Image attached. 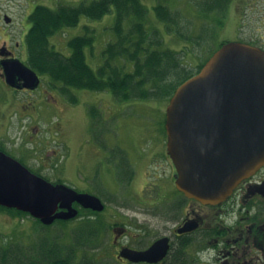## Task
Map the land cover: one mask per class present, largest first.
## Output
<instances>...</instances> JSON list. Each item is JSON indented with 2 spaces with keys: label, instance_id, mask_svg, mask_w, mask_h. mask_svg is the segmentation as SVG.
Here are the masks:
<instances>
[{
  "label": "rangeland",
  "instance_id": "rangeland-1",
  "mask_svg": "<svg viewBox=\"0 0 264 264\" xmlns=\"http://www.w3.org/2000/svg\"><path fill=\"white\" fill-rule=\"evenodd\" d=\"M81 1L83 0H0V31L1 27L4 28L11 22H8L6 17H11L14 24L9 29L16 38H22V60L28 64L25 37L31 27L29 15L35 6L43 4L57 8L62 3L77 5ZM142 1L149 9L148 31H158L157 36L164 41V47L180 52L182 64L192 73H196L198 67L205 63L223 42L242 40L264 47V0H229L227 5H222L221 11L207 8L210 0ZM222 3L225 4V0H222ZM157 4L167 5L172 10L177 16L175 24L168 27L166 22L158 18L154 10ZM212 5L217 6V3L213 4L212 1ZM115 16V11H112L98 20L82 17L78 26L66 28L53 36L51 42L57 50L70 55L68 40L84 34L85 25L91 26L95 29V41L93 47L86 48V58L89 65L96 70L105 61L104 51L108 42L115 39L112 29ZM40 80V87L35 90L38 92L36 96L29 92L22 93V99H38L36 104L39 107L34 108V103H29V99L19 108L22 116L34 117L33 123L27 124L25 128L26 148H23L22 153V162L25 165L37 172L40 169L45 173L41 174L51 182L62 181L81 192H89L99 197L119 196L121 192L117 177L111 170L104 168L103 163L98 165L97 179L93 181L91 178L92 167L99 157L90 154L87 148L97 137H101L107 147L125 155L133 173L139 171L141 176L145 174L143 169L134 164V160L147 156L149 143L158 138H166L163 125L169 97L121 101L110 97V91L101 93L72 88V93L78 99L73 103L58 87H53L47 75H41ZM0 87H6L1 80ZM41 87L53 91V96L50 93L43 94V101H40ZM3 90H7L2 89V94H5ZM1 101L0 139L5 132L2 122H9L11 114V109L5 107ZM10 123H13L12 119ZM17 131L14 130L12 134L16 135ZM12 134L9 132L2 141L8 148L15 142ZM38 135L48 140L43 145V153L39 155L33 149V142L37 141ZM90 135L93 136L92 140ZM34 138L36 140L32 141ZM48 153L57 154L54 163L58 165L52 170H43L39 168V158L40 155L42 157ZM82 225V221L75 220L68 224L55 222L51 226H44L28 214L0 209V243L5 246L9 244L14 249L20 248L22 254L37 257L51 255L56 250L65 253L73 250L78 239L83 241ZM17 251L19 252L18 249Z\"/></svg>",
  "mask_w": 264,
  "mask_h": 264
},
{
  "label": "flooded vegetation",
  "instance_id": "flooded-vegetation-1",
  "mask_svg": "<svg viewBox=\"0 0 264 264\" xmlns=\"http://www.w3.org/2000/svg\"><path fill=\"white\" fill-rule=\"evenodd\" d=\"M6 18L11 22L0 31V80L6 86L0 87V101L3 99L1 103L11 109V114L9 122H2L5 132L0 139V150L22 162L25 128L33 123L34 117L22 116L19 108L29 99L34 108L39 107L38 99H22V93L36 96L40 84L32 89L26 87L22 76L12 68L16 60L22 61L24 43L9 29L14 24L12 18ZM7 67L14 71L11 81ZM2 89L7 90H3L5 94ZM41 90L40 101L43 94L53 96V91L42 87ZM14 130H18L16 135L12 134ZM9 132L15 142L8 148L2 141ZM43 137L38 135L37 141L32 140L38 155L48 142ZM92 137L89 136L90 140ZM103 140L97 137L87 148L90 154L99 157L92 167L91 178L97 179L98 165L103 163L104 168L116 175L121 194L116 197L93 194L102 200V210L74 203L78 216L64 223L82 221L83 241L78 239L73 252L56 250L44 257L22 254L20 248L12 255L11 245L0 243V264H10L11 255L16 260L13 264H264V165L243 179L226 200L204 204L178 189L177 170L168 153L167 137L149 143L147 156L134 160L145 171L143 176L139 171L133 173L125 155L107 147ZM52 160L49 153L40 157L39 168L50 166ZM160 239H167L168 245L160 261H135L126 255L129 250L145 251Z\"/></svg>",
  "mask_w": 264,
  "mask_h": 264
},
{
  "label": "water",
  "instance_id": "water-1",
  "mask_svg": "<svg viewBox=\"0 0 264 264\" xmlns=\"http://www.w3.org/2000/svg\"><path fill=\"white\" fill-rule=\"evenodd\" d=\"M12 68L26 87L39 85L37 72L22 61ZM6 72L11 81L14 71L7 67ZM165 128L178 189L204 204L226 200L264 165V49L243 41L224 43L177 87L166 108ZM75 202L104 208L97 196L53 183L0 150V206L50 225L76 217ZM167 248V239H160L145 251L126 255L157 262Z\"/></svg>",
  "mask_w": 264,
  "mask_h": 264
},
{
  "label": "trees",
  "instance_id": "trees-1",
  "mask_svg": "<svg viewBox=\"0 0 264 264\" xmlns=\"http://www.w3.org/2000/svg\"><path fill=\"white\" fill-rule=\"evenodd\" d=\"M212 1L217 6H213ZM209 2L208 9L221 11L222 5H227L229 0H225V4L222 0ZM154 10L168 27L176 23L177 16L167 5L157 4ZM112 11L116 14L112 27L115 39L108 42L105 61L96 70L86 58V48L93 47L95 41V29L91 26L85 25L84 34L68 40L70 55L63 54L52 44L53 36L78 26L82 17L98 20ZM148 11L142 0H83L77 5L62 3L57 8L37 4L29 15L31 27L25 37L28 64L40 75H47L53 87H58L73 103L78 99L72 88L110 91L121 101L170 98L176 88L195 73L182 64L180 52L164 47L158 31H148ZM0 209L27 215L16 209L2 206ZM15 249L11 247L12 255L19 250ZM69 252H73L72 249ZM12 255L10 264L16 263Z\"/></svg>",
  "mask_w": 264,
  "mask_h": 264
},
{
  "label": "crops",
  "instance_id": "crops-1",
  "mask_svg": "<svg viewBox=\"0 0 264 264\" xmlns=\"http://www.w3.org/2000/svg\"><path fill=\"white\" fill-rule=\"evenodd\" d=\"M108 95H110V97H113L111 94L108 93ZM48 166V165H47Z\"/></svg>",
  "mask_w": 264,
  "mask_h": 264
}]
</instances>
